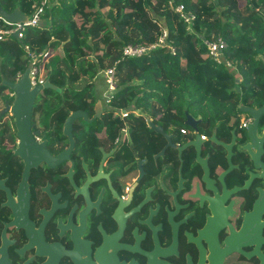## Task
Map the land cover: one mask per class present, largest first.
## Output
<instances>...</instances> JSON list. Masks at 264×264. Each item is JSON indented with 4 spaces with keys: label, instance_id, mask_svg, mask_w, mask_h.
Instances as JSON below:
<instances>
[{
    "label": "flooded vegetation",
    "instance_id": "obj_1",
    "mask_svg": "<svg viewBox=\"0 0 264 264\" xmlns=\"http://www.w3.org/2000/svg\"><path fill=\"white\" fill-rule=\"evenodd\" d=\"M10 74L0 67L1 261L264 264V88L180 121L155 103L113 109L95 87L70 88L78 107L43 89L23 141Z\"/></svg>",
    "mask_w": 264,
    "mask_h": 264
},
{
    "label": "trees",
    "instance_id": "obj_2",
    "mask_svg": "<svg viewBox=\"0 0 264 264\" xmlns=\"http://www.w3.org/2000/svg\"><path fill=\"white\" fill-rule=\"evenodd\" d=\"M42 1L0 0V6L30 16ZM45 1L43 25L29 29L20 47L10 40L0 42V67L10 71L14 80L28 64L24 45L34 55L60 49L63 56L45 64L49 82L65 88L63 98L54 101L85 105L70 88L80 83L95 87L97 75L112 66L116 90L109 105L113 109L147 110L155 103L173 109L172 119L177 121L184 110L203 118L221 109L229 113L237 87L264 88V0ZM178 5L193 15L189 26L173 12ZM162 29L167 32L162 46L140 58L122 56L126 44H153ZM216 37L226 43L224 54L231 68L213 62L207 54L203 41Z\"/></svg>",
    "mask_w": 264,
    "mask_h": 264
},
{
    "label": "built area",
    "instance_id": "obj_3",
    "mask_svg": "<svg viewBox=\"0 0 264 264\" xmlns=\"http://www.w3.org/2000/svg\"><path fill=\"white\" fill-rule=\"evenodd\" d=\"M46 1L43 0L39 6L35 7L34 12L26 17V21L18 23H10L0 17V42L3 40H10L12 44L16 45L17 43L21 46L22 41L26 37V33L29 29L38 27V22L41 20V15L43 13V7ZM176 14L179 15L180 19L189 26L193 20V15L184 12L182 5L175 6L172 8ZM173 11V12H174ZM16 34V39L12 36ZM14 40H11V39ZM167 32L165 30L161 31V34L158 36L157 41L150 45H141V44H126L122 49V56L125 58H140L143 55L148 54L152 49L162 46L166 42ZM16 41V43L12 42ZM203 44L206 48L207 54L213 62L223 65L225 68H231V63L225 57L226 43L220 38H211L209 40L203 41ZM24 50L28 56V63L31 64L29 71L30 82L32 86L36 84H41L44 82L45 77H40V68L37 64L42 55H34L28 51L26 45L23 46ZM41 61V60H40ZM104 78V83L106 85L105 92L108 95L105 99V103H109L112 98L113 93L116 90V78L114 72V66L108 67L100 72Z\"/></svg>",
    "mask_w": 264,
    "mask_h": 264
},
{
    "label": "water",
    "instance_id": "obj_4",
    "mask_svg": "<svg viewBox=\"0 0 264 264\" xmlns=\"http://www.w3.org/2000/svg\"><path fill=\"white\" fill-rule=\"evenodd\" d=\"M0 17H2L4 20L10 23H18V22L26 21L27 16L22 14L20 10L17 8L14 9L12 12H7L3 10L2 7L0 6ZM42 25H43V21L40 20L38 22V27H41ZM12 37L16 39L17 36L16 34H14ZM30 68H31V64L28 63L27 67L20 74L16 82L5 83V85L11 87L15 93V100L12 111L16 116L18 134L20 135L23 141L29 138L30 115L32 110V104L35 97L43 89L56 88L53 84L49 82V79L47 77L45 78L44 82H42L41 84H36L32 86L29 77ZM80 115H83L85 117V115L82 114L81 112H75L66 119L65 132H66V126L68 128L74 117ZM186 118L187 120L185 123H188L189 121H193L192 118L188 115L186 116ZM0 264H8V263L5 260L4 261L0 260Z\"/></svg>",
    "mask_w": 264,
    "mask_h": 264
},
{
    "label": "rangeland",
    "instance_id": "obj_5",
    "mask_svg": "<svg viewBox=\"0 0 264 264\" xmlns=\"http://www.w3.org/2000/svg\"><path fill=\"white\" fill-rule=\"evenodd\" d=\"M242 2H239V5L240 6H242ZM174 11V10H173ZM174 13H175V11H174ZM162 28V27H161ZM163 30V29H162ZM11 40H14L13 38L11 39ZM11 42V41H10ZM12 42H14V43H16V41H12ZM54 52V51H53ZM53 52H51V51H48L47 52V55L44 57V55H42V58L40 59L41 61H40V65H39V68H40V72H39V74H40V77H45L46 76V74H47V71H46V66H45V64L49 61V60H51L54 56H59L58 54H54ZM42 67V68H41ZM41 69L43 70V75H41ZM94 85H95V88H96V91H98V93L99 92H102L103 90L105 91V88H106V85H105V83H104V78H103V76H102V74H98L97 75V77L94 79ZM84 86V84L83 83H80L79 84V86H76V87H78V88H82Z\"/></svg>",
    "mask_w": 264,
    "mask_h": 264
},
{
    "label": "crops",
    "instance_id": "obj_6",
    "mask_svg": "<svg viewBox=\"0 0 264 264\" xmlns=\"http://www.w3.org/2000/svg\"><path fill=\"white\" fill-rule=\"evenodd\" d=\"M48 51H51V52H53L54 54H58L59 55V57H62L63 56V54H62V51L60 50V49H57V50H48ZM47 51V52H48ZM47 52L45 53V55H44V57L47 55ZM45 78H46V76H45Z\"/></svg>",
    "mask_w": 264,
    "mask_h": 264
},
{
    "label": "bare ground",
    "instance_id": "obj_7",
    "mask_svg": "<svg viewBox=\"0 0 264 264\" xmlns=\"http://www.w3.org/2000/svg\"><path fill=\"white\" fill-rule=\"evenodd\" d=\"M42 20V19H41ZM39 28V27H38Z\"/></svg>",
    "mask_w": 264,
    "mask_h": 264
}]
</instances>
